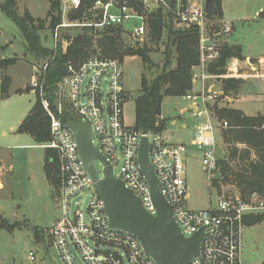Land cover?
Instances as JSON below:
<instances>
[{"label":"built area","instance_id":"1","mask_svg":"<svg viewBox=\"0 0 264 264\" xmlns=\"http://www.w3.org/2000/svg\"><path fill=\"white\" fill-rule=\"evenodd\" d=\"M173 15L181 28L197 27L200 32V64L193 72V90L184 96L191 103L193 116L198 124L191 146L202 153L201 170L209 181L214 182L218 172L217 149L221 147L217 132L229 128L226 120H220L213 109L218 95L214 82L227 78H240L235 67L232 74L217 76L209 73V64L220 56V47L209 32V19L204 0H176ZM82 0H68L62 7V23L56 27L53 38L55 47L59 43L62 28L94 27L103 29L125 26L131 20L140 21L129 33L133 44L146 38L150 14L159 9L171 10L169 0H97L90 8L93 18L99 21H68L67 10L78 9ZM225 32H230L226 29ZM63 43V42H62ZM70 42L62 49L64 52ZM124 63L119 59L104 58L99 54L76 63L66 64V73L58 83L56 112L50 103L42 104L51 118L49 143L41 145L58 153L60 188L58 202L60 218L49 230L52 248L61 264H156L142 248L140 240L132 234L111 228L105 203L95 190L93 182L79 156L74 133L67 125L72 118L88 123L91 127L93 145L112 166L116 178L141 198L146 210L153 216L157 210L152 202L150 187L138 162L142 138L149 139V156L163 195L171 206L173 216L183 235L190 238L204 230L199 256L190 264H246L243 260V230L245 220L264 214V198L257 193L244 198L235 185L225 188L221 184L216 190V201L211 199L204 209L194 210L188 205L190 199L187 182L189 147L173 143L163 133L138 131L125 123L124 106L128 94L123 86ZM48 67L35 70L32 82L34 92L44 96L43 82ZM222 91V90H221ZM68 114V118L64 117ZM120 163L119 176L115 169ZM2 189L0 183V190ZM88 198L87 212L81 208L79 197ZM29 259L35 261V253Z\"/></svg>","mask_w":264,"mask_h":264},{"label":"rangeland","instance_id":"2","mask_svg":"<svg viewBox=\"0 0 264 264\" xmlns=\"http://www.w3.org/2000/svg\"><path fill=\"white\" fill-rule=\"evenodd\" d=\"M224 5L226 24L231 27L235 25L233 43L241 45L246 54L251 53L257 56L264 53V17H260V9H264V0H225ZM17 8L20 15H23L25 10H29L34 18L46 20L50 1L19 0ZM73 10L76 9L67 10V18H64L66 22L69 13ZM140 24V21L131 20L124 27L128 33H131L134 27ZM177 27L181 28L179 25ZM77 28L83 27L62 28L58 45L65 46L66 42L70 41L66 36L74 37L80 32ZM208 28L212 34L211 38L218 43L219 47L226 43L228 34L225 33L226 25L221 20L209 21ZM147 41L146 36L141 44ZM41 42L44 48L54 50V38L48 21L41 30ZM126 42L130 44V35ZM163 52L164 47L161 46L159 52L152 55L156 62L162 60ZM13 58H17L18 62L9 66L5 72L12 79L7 99L1 97L2 69L0 66V159H3L5 164L2 172L0 169V183L4 184V188L0 190V217L8 224L17 226L10 231L0 228V264H61L49 237V230L60 218V205L58 193L47 180L44 171L47 149L36 144L30 135L17 133L18 127L36 102V94L33 91L22 94L16 92L29 85L32 86L35 70L46 66L48 59L37 58L27 50L18 26L0 9V65L2 61ZM123 63V86L128 94L124 106L125 123L134 127L135 106L141 94L142 75L145 73L149 78L151 75L144 71L142 60L139 57H127ZM247 63L246 73L253 74L251 66L254 63L250 61ZM229 68H234L233 63L229 64ZM255 68L256 73H264V65L258 63ZM243 78H245L243 79L245 84L239 95H253L256 100H259V96L264 94L263 83L259 81L264 79L256 81L257 79L247 76ZM213 88L217 93L222 92V83L214 82ZM194 90H198L197 83L194 84ZM229 98L231 99V96ZM229 105L226 96L222 93L217 96L213 108L224 109ZM240 105L241 109L251 115L263 108L260 102ZM191 108V103L183 97L166 98L162 106V116L167 119L166 131L163 135L169 137L173 143H183L189 147L187 182L190 199L188 205L191 209L200 210L207 207L210 199L213 202L216 201L215 188L224 183L219 182L217 186L208 180L201 170L202 153L191 146L193 139L191 131L181 129L182 120H195L192 117ZM216 115L219 117L217 111ZM217 137L221 143L222 138L219 132H217ZM222 146L224 148L223 144ZM95 168L102 178L103 165L97 161ZM119 172L120 163L115 169V174L119 176ZM223 186L229 188L228 185ZM79 201L82 202V211L86 213L88 198L81 196ZM36 230L42 232V239L39 241L36 238ZM30 252L35 253V261L29 259ZM76 258L78 263L82 264L79 257L76 256ZM243 260L246 264H264V221L261 224L244 228Z\"/></svg>","mask_w":264,"mask_h":264},{"label":"trees","instance_id":"3","mask_svg":"<svg viewBox=\"0 0 264 264\" xmlns=\"http://www.w3.org/2000/svg\"><path fill=\"white\" fill-rule=\"evenodd\" d=\"M19 0H3L0 9L19 28L26 43L27 50L37 58L48 59V67L43 82L44 96L36 91V102L28 116L18 127V134H28L39 146L49 143L51 136V118L42 104V99L50 103L51 109L56 112L58 99V83L66 73V64L72 60L76 63L99 54L104 58L119 59L124 62L127 57H139L142 60L145 73L141 79V94L136 100L135 126L138 131L163 133L166 130L167 120L162 118V106L166 98H180L188 95L194 89L193 72L200 64V32L195 26L179 28L176 25L173 11L176 9V0H169L171 10L159 9L150 14L148 19V41L137 45L126 42L129 33L123 26H113L103 29L85 26L74 37L66 36L70 44L66 51L59 44L54 50L44 48L41 42V30L49 22V28L54 33L62 23V0H49L50 9L46 20L34 18L29 10L23 15L18 13ZM97 0H82L81 6L69 13V21L92 20L90 8ZM186 2V0H184ZM218 17L208 16L209 21L222 20V0H217ZM164 47L163 58L156 62L152 55ZM236 61V73L246 74L248 66L244 64L246 58L242 54L240 45L223 44L220 47V56L209 64V73L217 76L232 74L229 64ZM17 58L1 62L2 83L1 97L9 98L12 85L11 77L6 75L9 66L15 65ZM222 92L225 96L238 94L245 81L241 78H227L221 80ZM34 91L32 86L19 89L16 93ZM220 120H226L229 128L222 131V139L227 147V157L218 162L222 175L219 182L225 185L237 186L244 198L254 193L264 198V114L254 117L234 109H217ZM68 114L64 117L67 119ZM238 144H244L240 150ZM252 153L255 158H252ZM235 163V166L232 164ZM60 161L55 150L47 149L44 162V171L47 180L55 187L57 193L60 188L59 176ZM264 214L249 217L245 220L246 227L261 224ZM17 225H10L0 217V228L14 229ZM42 232L36 230V238L42 239Z\"/></svg>","mask_w":264,"mask_h":264},{"label":"water","instance_id":"4","mask_svg":"<svg viewBox=\"0 0 264 264\" xmlns=\"http://www.w3.org/2000/svg\"><path fill=\"white\" fill-rule=\"evenodd\" d=\"M204 7L208 16L218 17L217 0H204ZM136 44L140 45L139 42ZM56 107L58 108L57 103ZM67 125L74 133L83 167L105 203V212L111 228L137 237L144 253L156 264H190L193 258L199 256L204 230L190 238L183 235L150 161L147 137L142 138L140 142L138 162L150 187L152 202L157 210L156 216L146 210L141 198L133 190L115 177L112 166L93 145L90 125L72 117L67 121ZM224 159L225 153L218 147L217 160L221 162ZM97 161L104 167L102 178L95 168ZM214 180H222L220 170Z\"/></svg>","mask_w":264,"mask_h":264},{"label":"crops","instance_id":"5","mask_svg":"<svg viewBox=\"0 0 264 264\" xmlns=\"http://www.w3.org/2000/svg\"><path fill=\"white\" fill-rule=\"evenodd\" d=\"M224 1L222 2V11H223V19L221 20L225 25H226V29H230V32H225L227 33V40H226V43L230 44V45H239V44H235L233 43V34H234V31H235V25H232L231 26H228L226 24V21H225V5H224ZM68 4V0H62V7H64V5H67ZM260 17H264V9H260ZM242 21V19L240 20ZM232 40V41H231ZM241 46V45H240ZM242 47V46H241ZM242 54L243 56L246 58V61L244 62V64H246L248 66V61H252L254 60L252 63H254L252 66H251V71L253 72V74H242V76L240 77L242 80L245 79L243 77L247 76V77H250V78H254V79H257L256 81H259L260 79H264V73H256L257 70L255 68V66L258 65V63H260V65H264V53H261L259 55H254V54H251V53H245L243 48H242ZM42 58V57H41ZM236 64L237 62L236 61H233V66L236 67ZM259 79V80H258ZM245 81V80H244ZM259 83H263V86L264 87V80L263 81H259ZM194 90V89H193ZM34 92V91H33ZM231 96V99L229 98ZM234 96V97H232ZM255 96L253 95H239L236 94V95H229V96H226L227 100H228V103L230 104L229 107L227 106L228 109H234V110H239V111H242L245 113V115L249 116V117H254V116H257L258 114H264V94H262V96H259V100H256L254 98ZM255 99V100H254ZM262 103L263 104V108L261 111H258L256 112L255 114L251 115V114H248L245 110L241 109V105L240 104H243V103ZM192 117L193 114H192ZM163 119H166L162 116ZM195 118V117H194ZM167 120V119H166ZM198 124V121L197 119L195 118V120H191V121H187L186 119L185 120H182L180 126H181V129L182 131H191L192 133V136L194 137V134H195V129H196V126ZM167 126V124H166ZM166 131V130H165ZM164 131V132H165ZM163 132V134H164ZM220 136L222 138V134L220 133ZM167 137V136H166ZM169 138V137H167ZM170 139V138H169ZM171 141V140H170ZM173 142V141H172ZM221 145L223 144L224 145V148L226 147L224 142H223V139H222V142L220 143ZM31 146V145H30ZM15 148H18L19 146H14ZM238 148L240 150H243L246 148V146L244 144H238ZM226 149V148H225ZM227 150V149H226ZM252 158L254 159L255 158V154L252 153ZM233 166H235V163L232 164ZM0 169H1V172L3 171L2 169H5V164H4V161L3 159H0ZM1 187L4 188V184L1 183Z\"/></svg>","mask_w":264,"mask_h":264}]
</instances>
